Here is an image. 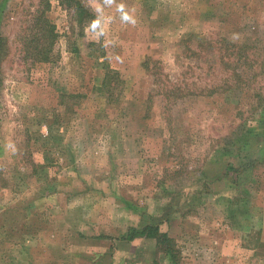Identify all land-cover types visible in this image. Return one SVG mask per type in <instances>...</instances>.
<instances>
[{
  "label": "rangeland",
  "instance_id": "rangeland-1",
  "mask_svg": "<svg viewBox=\"0 0 264 264\" xmlns=\"http://www.w3.org/2000/svg\"><path fill=\"white\" fill-rule=\"evenodd\" d=\"M45 1L29 66L38 0H0V264H264V0H79L82 25ZM146 225L175 261L120 239Z\"/></svg>",
  "mask_w": 264,
  "mask_h": 264
},
{
  "label": "trees",
  "instance_id": "trees-1",
  "mask_svg": "<svg viewBox=\"0 0 264 264\" xmlns=\"http://www.w3.org/2000/svg\"><path fill=\"white\" fill-rule=\"evenodd\" d=\"M58 3L64 8L73 9L74 15L76 16V22L79 25L87 24L92 18V14L89 10L84 7L79 0H57ZM48 9V2L45 0H38L36 9H33L31 15L30 24L26 27L25 37L21 39L22 43V59L29 62V66L32 63H47L50 61L52 47L56 40V33L53 25L48 21L45 13ZM2 39L0 38V50L2 48ZM209 45V49H210ZM230 53L229 57L231 61L229 64H239L241 59L243 60L242 51L244 46H235L231 44L229 46ZM1 54V53H0ZM235 71L231 72L232 77H239V73ZM121 80L116 71L109 69L107 66L104 67L100 92L111 96L114 92H119ZM73 98V97H70ZM136 238L151 239L154 241L155 247L158 252L167 256L169 259L175 261L176 255L173 250V241L166 233L160 232L157 226L146 225L139 230L130 228L126 234L120 239L123 241L130 242Z\"/></svg>",
  "mask_w": 264,
  "mask_h": 264
},
{
  "label": "clouds",
  "instance_id": "clouds-1",
  "mask_svg": "<svg viewBox=\"0 0 264 264\" xmlns=\"http://www.w3.org/2000/svg\"><path fill=\"white\" fill-rule=\"evenodd\" d=\"M113 3H115V0H104V4L107 6H111ZM98 12H102V9L97 7L96 9ZM117 11L120 13V19L122 22L127 23V24H131V25H135L136 24V20L132 15H129V13L127 11H125V5L124 4H120L117 6ZM96 27H100V33L99 34H104V30L101 27V20L97 19L96 21L93 22L92 28L95 29ZM85 31L87 32L88 29H85ZM6 147H13L11 144L6 145Z\"/></svg>",
  "mask_w": 264,
  "mask_h": 264
}]
</instances>
